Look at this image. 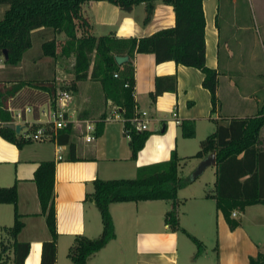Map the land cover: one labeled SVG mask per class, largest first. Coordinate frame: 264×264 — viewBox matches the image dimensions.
<instances>
[{
    "label": "crops",
    "instance_id": "0c3cea01",
    "mask_svg": "<svg viewBox=\"0 0 264 264\" xmlns=\"http://www.w3.org/2000/svg\"><path fill=\"white\" fill-rule=\"evenodd\" d=\"M81 11L90 24L88 32L95 35L115 33L140 37L175 23L173 6L161 0L155 1L147 22H144L143 2L126 11L108 0H88L82 4ZM203 11L206 64L218 72V103L213 109L211 93L202 85L204 73L199 68L174 60L156 62L152 52L135 53L132 60L136 113L146 111V129L151 130L135 158L131 157L123 120L115 114L116 105L110 99L105 101L100 82L89 78L78 82L97 83L101 92L86 86L75 87L71 103L73 117L94 122L103 114L106 117L101 134L92 141L74 137L75 158L67 157V144L55 140L29 139L19 147L0 135V186L16 184L17 187L16 208L23 226L16 238L29 242L24 264H41L43 243L51 239L33 178L40 161L55 162V264H75L68 254L74 236L96 238L102 229L100 212L86 196L93 190L95 178L133 177L138 166L166 160L173 150L179 158L180 175L191 178L207 155H195L200 141L197 145L193 139L214 131L218 122L255 115L264 104V0H203ZM35 65L40 66L38 62ZM168 74L176 75V89L165 90L152 99L155 77ZM9 108L15 122L20 107ZM184 119L194 122L193 136L183 135L181 121ZM262 128L264 124L259 136L264 145ZM75 130L73 127L72 136ZM210 165L213 166V187L206 188L205 182L197 181ZM210 165L178 189L180 227L177 229L165 220L172 204L170 199L111 202L109 210L115 237L92 253L86 264H249L250 256L264 254L263 243L244 224L247 207L259 202L246 205L239 220L238 213L232 210L231 217L239 223L230 228L216 206L215 197L208 194L213 192L215 181L216 164ZM260 216L258 224L264 226V209L260 210ZM13 221V204L0 202V241L4 239L9 245L12 239L5 227ZM188 233L200 240L201 251L197 252ZM7 254V264H10L12 249Z\"/></svg>",
    "mask_w": 264,
    "mask_h": 264
},
{
    "label": "trees",
    "instance_id": "16d2710c",
    "mask_svg": "<svg viewBox=\"0 0 264 264\" xmlns=\"http://www.w3.org/2000/svg\"><path fill=\"white\" fill-rule=\"evenodd\" d=\"M86 1L88 0H0V4L6 5L0 17V57L14 69L21 63L24 51L32 45V35L35 33L46 38L41 45L42 54L56 56L58 52L60 55H73V81L89 78L100 82L104 100L110 99L117 106L123 120L132 158L137 156L151 133V130L136 128L131 120L136 114L132 60L135 53L152 52L156 62L174 60L176 63L199 68L204 73L202 85L209 89L215 109L218 103V72L206 64L203 0H161L173 6L174 25L140 37L118 36L115 33L95 35L88 32L90 24L81 11L82 4ZM108 1L126 11L143 2L144 22H147L153 14L156 0ZM59 34L63 35L62 40H58ZM116 55L127 58L122 63H117ZM10 81L8 83L9 81L0 79V135L20 147L29 139L23 137L22 131H16L8 125L14 122L13 112L9 107L24 108L25 105H32L37 108L41 103L52 102L57 84L54 77L47 76L42 80L18 78ZM175 89V74L156 76L151 97L155 99L163 91ZM105 117L103 114L101 118L95 119V135L101 134ZM263 124L264 104L255 115L231 117L227 121L218 122L215 130L200 141V149L195 153L197 156H204L215 150L214 190L208 194L215 197L216 206L222 211L230 228L239 223L231 217L234 208L243 210L246 205L264 203V145L259 137ZM181 128L184 136H193L195 133L192 120H182ZM72 133L70 122L57 132V142L67 144V157L70 159L75 158L76 151ZM178 167L179 158L173 150L166 160L138 166L133 177L95 178L93 190L87 192L86 196L100 212L102 229L96 238L82 234L74 236L68 252L72 261L75 264H86L92 253L115 237L109 210V204L113 201L170 199L172 204L166 212L165 220L173 229L179 228L178 189L189 183L191 178L180 175ZM54 173V160H43L39 162L33 177L41 212L45 214L51 233V239L43 243L41 264H55L57 229ZM0 202H9L14 206L13 224L5 227L12 243L9 245L1 239L0 264L8 263L7 253L10 249L13 252L10 264H24L29 242L16 238L23 226L16 208V184L0 186ZM188 235L195 242L197 252L201 251L200 240L192 234ZM249 264H264V254L258 252L256 256H250Z\"/></svg>",
    "mask_w": 264,
    "mask_h": 264
},
{
    "label": "rangeland",
    "instance_id": "374dc122",
    "mask_svg": "<svg viewBox=\"0 0 264 264\" xmlns=\"http://www.w3.org/2000/svg\"><path fill=\"white\" fill-rule=\"evenodd\" d=\"M5 4H0V8H5ZM2 10H0V17L2 15ZM58 40H62L63 35L59 34ZM46 38L43 35H38L35 33L32 35V45L26 49L22 56L21 63L16 66L14 69L12 67H9L7 64H5L3 57L1 56L0 62H2L0 66V78L1 79H7V81L10 80H16L18 78H37V79H43V77H54L55 82L57 84V87H61L64 89H68L74 92V88L76 89L79 87L80 89H83L84 86L87 88L94 89L96 92L99 91V85L97 83H91L90 85H87L84 81L78 82L73 81V55H60L58 52L56 56H50V55H44L42 54V42ZM35 62H38V64L41 66L37 67L35 65ZM16 73H20V75H17ZM15 74V75H14ZM11 82V81H10ZM74 82V83H73ZM74 84V86L72 85ZM49 102V101H48ZM72 103V102H71ZM262 105V104H261ZM260 105V106H261ZM73 135V138L80 139L81 136L79 133H81L80 128H76ZM211 133V132H210ZM208 133V134H210ZM73 134V133H72ZM207 134V135H208ZM262 134H264V128H262ZM203 134H200V136H196L198 138H194L193 140L197 143L204 139L207 135L201 136ZM260 136V131H259ZM201 139V140H199ZM200 147V146H199ZM213 166H208L203 173L199 175V179L197 182H205L208 186L206 188L213 187V184L211 183L213 178ZM211 184V185H209ZM264 209V205L261 203L259 204H252L247 207V219L245 221V228L250 231L255 238L263 243L264 247V226L259 225L258 221L260 220V210ZM236 213H238V216L236 217L238 220L243 215L241 214L243 211L242 209L234 208ZM240 212V213H239Z\"/></svg>",
    "mask_w": 264,
    "mask_h": 264
},
{
    "label": "built area",
    "instance_id": "2783aa9c",
    "mask_svg": "<svg viewBox=\"0 0 264 264\" xmlns=\"http://www.w3.org/2000/svg\"><path fill=\"white\" fill-rule=\"evenodd\" d=\"M1 60V58H0ZM117 75V73H115ZM73 100V92L68 89L57 87L54 100L52 102H44L34 108L32 105H26L19 108L15 114L16 123H18L23 131V137L30 140H55L57 141V132L59 128L66 126L69 122L72 127L80 128V136L90 142L95 138V122L89 119H80L73 117L71 110V102ZM116 113L119 114L116 110ZM176 115V112H173ZM146 111L136 113L132 117V122L138 129H146ZM179 122V119L176 118ZM14 122V123H15ZM60 157V154H59Z\"/></svg>",
    "mask_w": 264,
    "mask_h": 264
},
{
    "label": "water",
    "instance_id": "95a60500",
    "mask_svg": "<svg viewBox=\"0 0 264 264\" xmlns=\"http://www.w3.org/2000/svg\"><path fill=\"white\" fill-rule=\"evenodd\" d=\"M127 57L124 55H116L115 59L117 63H122ZM11 128H14L16 131H19L21 126L18 123H9L8 124ZM210 164H216V155L215 150H212L207 155H205L200 162V164L197 166L193 174L191 175V178H195L198 174L201 173V171Z\"/></svg>",
    "mask_w": 264,
    "mask_h": 264
}]
</instances>
